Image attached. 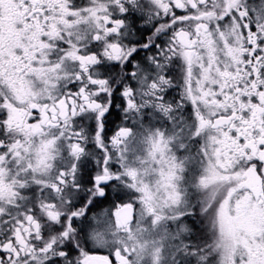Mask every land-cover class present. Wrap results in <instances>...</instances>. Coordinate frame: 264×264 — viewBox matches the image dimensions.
<instances>
[{"label":"snow or ice","instance_id":"6c2138e0","mask_svg":"<svg viewBox=\"0 0 264 264\" xmlns=\"http://www.w3.org/2000/svg\"><path fill=\"white\" fill-rule=\"evenodd\" d=\"M0 264H264V0H0Z\"/></svg>","mask_w":264,"mask_h":264},{"label":"flooded vegetation","instance_id":"af4514ba","mask_svg":"<svg viewBox=\"0 0 264 264\" xmlns=\"http://www.w3.org/2000/svg\"><path fill=\"white\" fill-rule=\"evenodd\" d=\"M110 125H109V130L110 132L111 131H114L115 130V127L117 124H119V119L116 117L115 114H113V116L110 118ZM112 203L113 204V198L110 196L107 200H105L102 204V207L106 208L108 207V205Z\"/></svg>","mask_w":264,"mask_h":264},{"label":"rangeland","instance_id":"374dc122","mask_svg":"<svg viewBox=\"0 0 264 264\" xmlns=\"http://www.w3.org/2000/svg\"><path fill=\"white\" fill-rule=\"evenodd\" d=\"M106 208H108L109 210H112V211L115 210V208H114V206H113L112 203H110V204L108 205V207H106Z\"/></svg>","mask_w":264,"mask_h":264}]
</instances>
